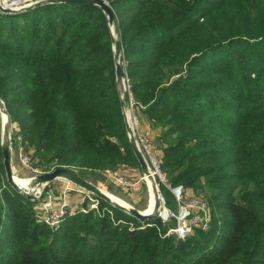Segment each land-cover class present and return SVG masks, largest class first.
I'll list each match as a JSON object with an SVG mask.
<instances>
[{
    "label": "trees",
    "instance_id": "obj_1",
    "mask_svg": "<svg viewBox=\"0 0 264 264\" xmlns=\"http://www.w3.org/2000/svg\"><path fill=\"white\" fill-rule=\"evenodd\" d=\"M106 1L162 171L205 193L210 226L182 239L159 216L144 224L96 197L54 230L8 184L0 142V264H264V0ZM0 98L40 166L114 172L139 162L97 5L0 11Z\"/></svg>",
    "mask_w": 264,
    "mask_h": 264
},
{
    "label": "rangeland",
    "instance_id": "obj_2",
    "mask_svg": "<svg viewBox=\"0 0 264 264\" xmlns=\"http://www.w3.org/2000/svg\"><path fill=\"white\" fill-rule=\"evenodd\" d=\"M37 0H21V7L24 5H28L30 3L36 2ZM0 3L2 5H8L3 0H0ZM8 7V6H6ZM20 7V6H19ZM115 26H112V30L114 32V37L117 39L118 35L114 31ZM217 56V58L220 57L218 54H214ZM211 61L210 57L204 58L203 62ZM126 65V61H125ZM126 96H124L125 98ZM1 99V98H0ZM3 100V99H2ZM4 101V100H3ZM5 103V101H4ZM128 103V102H127ZM5 107L6 103H5ZM135 109V108H134ZM8 110V109H7ZM4 111L0 107V142L2 144L3 140V133H4ZM6 115V114H5ZM138 115V119L140 122V130H142L144 133H146L150 139L153 141V139L157 136L156 133H153L150 131L149 126L146 125L147 130L149 132H146L143 130V123L140 121V115ZM129 116V115H128ZM132 126V125H131ZM128 132V130H127ZM159 132V130H157ZM21 133V130L19 129L18 125L12 121V128H11V140L13 144L12 152H14L15 155L20 158V151H19V134ZM22 135V133H21ZM156 135V136H155ZM23 136V135H22ZM129 136V133H128ZM130 138V137H129ZM154 142V141H153ZM23 145V143H22ZM158 150L159 146L157 143H155ZM16 147V148H15ZM24 147V146H23ZM16 149V151H15ZM162 153V152H161ZM24 157L27 160V165L23 164L22 161L17 162L16 159L14 170L15 175L17 176V182L19 184H22L24 186H27L29 183V180H26L24 178H33L35 176H38L42 173L49 172L56 167L53 164L51 165H39V159L34 157V151L32 148H30L28 151L24 149ZM163 155V154H161ZM21 160V158H20ZM19 164L21 166V171L17 169V165ZM76 171L87 178L89 181L93 182L94 184L104 188L107 192H110L114 194L115 196L121 198L124 200L127 204H130L141 211H146L149 208L150 201H151V183L150 180L146 177H144V174L142 172L140 163H132L130 161L123 162L120 167L114 171L117 173H114L116 178L122 179L128 183V186H123L125 190L121 187L120 182H118L113 175H111L107 171H101V170H80L75 169ZM164 176L166 178L167 183L168 182V175L165 171H163ZM160 183H158L159 185ZM166 185V184H164ZM167 186V185H166ZM168 187V186H167ZM159 188L161 190V186L159 185ZM9 189L7 184L5 182L2 183V190ZM1 191V190H0ZM191 192V195L195 192H193L191 189H189ZM162 192V191H161ZM199 194L198 196L202 198L205 197V193L202 191L196 192ZM207 202V200H205ZM36 203L41 206L42 204L45 206V209L52 206V205H65L68 206V213H78L84 211L85 208H96L99 205V201L97 200L96 196L92 194L91 192L84 190L83 188L73 184L72 182L63 179V178H57L51 182H49L42 190H40V194L38 195V198L36 200ZM36 206V205H35ZM178 204L175 205V207H171V209H177ZM209 211L211 213V207L208 206ZM212 217V213H211ZM176 221L174 219L167 222L168 228L175 225ZM197 229V227L194 228V231ZM193 231V232H194Z\"/></svg>",
    "mask_w": 264,
    "mask_h": 264
},
{
    "label": "water",
    "instance_id": "obj_3",
    "mask_svg": "<svg viewBox=\"0 0 264 264\" xmlns=\"http://www.w3.org/2000/svg\"><path fill=\"white\" fill-rule=\"evenodd\" d=\"M50 3H82V4H90V5H97L101 7L103 12L107 15L109 25L112 30V26H115L114 31L117 33L118 38L114 37V32L112 30L113 36V44H114V61L116 65V82L119 86L121 98H122V108L125 115V120L127 124V130L129 133V139L131 143V147L133 152L140 163L142 172L144 176L148 179H151L155 191V205L154 210L151 213H145L140 209L128 204L123 205L121 203L115 202L111 199V197L98 185L94 184L93 182L89 181L87 178L80 175L76 170L69 168V167H56L55 169L42 173L38 176L30 178V184L27 189H23L16 181L15 170L12 164V140H11V128H12V120L10 114L5 107V103L2 99H0V107L7 115V122L4 125V133H3V140H2V151L4 156V167L6 171V180L8 184L13 187L18 192L23 193L28 199L36 201L38 195L40 194V190H42L49 182L57 179L63 178L66 179L73 184L83 188L94 194L97 198L103 199L104 201L111 203L116 208L130 214L131 216L137 218L144 224H148V222L153 221L158 216V210L161 206V196L162 192L157 184L156 179L152 175L148 162L142 153L136 137L134 135L133 128L129 122L127 116V103L125 101L124 95V79L126 76V65H125V57L123 51V44L120 37V31L117 26L118 18L113 10V7L110 3L106 0H37L36 2L30 3L28 5L20 6V7H6L0 3V11L7 14H14L20 13L22 11L32 9L37 6H41L44 4ZM0 220H1V202H0Z\"/></svg>",
    "mask_w": 264,
    "mask_h": 264
},
{
    "label": "built area",
    "instance_id": "obj_4",
    "mask_svg": "<svg viewBox=\"0 0 264 264\" xmlns=\"http://www.w3.org/2000/svg\"><path fill=\"white\" fill-rule=\"evenodd\" d=\"M8 7H19L21 5V0H3ZM124 91H125V101L127 103V111H129V122L132 125L134 135L136 137L137 143L144 154L149 169L158 183H163L168 186V188L173 193L178 208L171 209L167 206L165 197L161 196V206L158 210V216L162 219L163 222H168L172 219L176 221L175 225L168 228L167 234H173L179 238H186L191 235L194 231V228L207 229L210 226L211 222V213L209 211V204L202 197L192 194L189 191L190 188H185L182 185L172 186L170 183H167L164 173L161 168V152L155 147L153 141L150 137L140 130V122L138 115L134 112V99L132 93V85L130 79L126 73L124 79ZM22 135L19 134V151L20 158L23 164L27 165V160L24 157V147L22 145ZM113 177L120 182L123 186H128V183L122 179L116 178L114 173L109 172ZM146 177V176H144ZM147 178V177H146ZM159 184V185H160ZM39 214L38 221L45 223L50 226L52 229H60L64 220L69 215L73 213H68V206L65 205H52L45 209V206L42 204L37 209ZM85 211V209H84Z\"/></svg>",
    "mask_w": 264,
    "mask_h": 264
},
{
    "label": "bare ground",
    "instance_id": "obj_5",
    "mask_svg": "<svg viewBox=\"0 0 264 264\" xmlns=\"http://www.w3.org/2000/svg\"><path fill=\"white\" fill-rule=\"evenodd\" d=\"M4 117V122H5V124H6V122H7V115H5V113H4V115H3ZM128 119H129V116H128ZM16 178V181H17V176L15 177ZM150 181V183H151V201H150V205H149V208H148V210H147V212L144 210V212L145 213H151V212H153V210H154V205H155V191H154V187H153V183H152V181H151V179H149ZM18 183V182H17ZM19 184V183H18ZM29 184H30V179H29V183H28V185L27 186H24V185H22V184H19L23 189H27V187H29ZM102 188V187H101ZM110 197H111V199L113 200V201H115V202H118V203H121V204H123V205H128L124 200H122L121 198H119V197H117V196H115L114 194H112V193H110V192H107L104 188H102Z\"/></svg>",
    "mask_w": 264,
    "mask_h": 264
},
{
    "label": "crops",
    "instance_id": "obj_6",
    "mask_svg": "<svg viewBox=\"0 0 264 264\" xmlns=\"http://www.w3.org/2000/svg\"><path fill=\"white\" fill-rule=\"evenodd\" d=\"M134 112L136 113V114H139L140 115V121L144 124L143 125V130L144 131H146L147 130V128H146V125L147 126H149V124H148V121L145 119V117L143 116V114L139 111V110H137V109H134ZM128 115H130V113H129V111H127V116ZM146 132H149V131H146ZM12 148H13V144H12ZM16 148V147H15ZM14 149V148H13ZM12 150V149H11ZM15 151H16V149H15ZM14 159H16V161L17 162H19V161H21L20 160V158L18 157V159H17V156L15 155V157H14V152H12V164H13V166L15 165V160ZM17 166V169H19L20 171H21V166L19 165V164H16ZM24 179H26V180H29V178H24ZM121 187L125 190V188L123 187V185H121ZM39 207V205L38 204H36V206H35V208L37 209Z\"/></svg>",
    "mask_w": 264,
    "mask_h": 264
}]
</instances>
